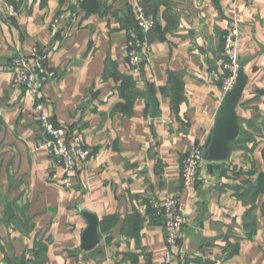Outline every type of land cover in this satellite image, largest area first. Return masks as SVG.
Returning <instances> with one entry per match:
<instances>
[{
	"label": "crops",
	"instance_id": "1",
	"mask_svg": "<svg viewBox=\"0 0 264 264\" xmlns=\"http://www.w3.org/2000/svg\"><path fill=\"white\" fill-rule=\"evenodd\" d=\"M0 13V264H159L165 223L148 201L172 195L185 215L173 264H264V0H11ZM85 4V7H84ZM142 5L155 21L139 70L129 29ZM62 14L74 23L55 26ZM235 23L247 86L240 134L221 167L204 161L185 189L182 161L204 148L225 96L212 72ZM51 53L58 73L38 100L12 87L13 59ZM159 103L151 119L148 98ZM91 151L67 176L43 147L36 102ZM9 207L13 215L9 214ZM99 222V244L82 248Z\"/></svg>",
	"mask_w": 264,
	"mask_h": 264
},
{
	"label": "built area",
	"instance_id": "2",
	"mask_svg": "<svg viewBox=\"0 0 264 264\" xmlns=\"http://www.w3.org/2000/svg\"><path fill=\"white\" fill-rule=\"evenodd\" d=\"M0 13L8 19H14L17 16L16 7L11 0H0ZM135 14V25L128 31L130 36L128 62L136 71L140 69L143 58L150 51L148 35L155 27V21L147 14L142 5H137ZM74 21L73 17L62 14L55 26L60 23L69 25ZM240 38L238 26L232 23L223 36L226 62L220 73L212 72L214 78L221 83L224 94L230 92L237 83L240 71ZM32 57L36 63L35 66L27 57L19 56L13 59L12 87L23 90L28 97L36 101L40 97L43 85L57 79L58 73L48 66L51 59L50 52L35 48ZM35 109L43 129V147L50 152L57 165L67 175L64 183L69 187L72 181L70 174L76 170L78 163L89 161L91 151L80 136H73L70 140H65L66 131L51 123L41 102H36ZM203 150L201 145L193 147L182 161V181L185 189L192 188L197 182L199 170L205 161ZM148 205L151 207L154 216H162L165 223V248L163 261L159 264H173L174 248L178 246L184 232L185 215L180 202L174 196L167 195L160 200L151 198ZM107 264L115 263L108 262Z\"/></svg>",
	"mask_w": 264,
	"mask_h": 264
},
{
	"label": "water",
	"instance_id": "3",
	"mask_svg": "<svg viewBox=\"0 0 264 264\" xmlns=\"http://www.w3.org/2000/svg\"><path fill=\"white\" fill-rule=\"evenodd\" d=\"M246 60L240 61V71L237 83L233 89L225 94L219 110L217 111L214 126L204 145L203 158L209 163V167H221L223 162H227L231 156L233 144L236 142L241 124L237 114V108L243 97L248 82V76L244 70ZM151 106V119L161 118L159 103L154 98H148ZM9 214L13 215L12 208L9 207ZM89 220V227L82 239V248L85 251L92 250L99 242V222L91 214H86Z\"/></svg>",
	"mask_w": 264,
	"mask_h": 264
},
{
	"label": "trees",
	"instance_id": "4",
	"mask_svg": "<svg viewBox=\"0 0 264 264\" xmlns=\"http://www.w3.org/2000/svg\"><path fill=\"white\" fill-rule=\"evenodd\" d=\"M84 7H85V4H84ZM135 25V24H134ZM264 155V154H263ZM260 185L258 186V188L256 189L257 192H264V173L261 174V177H260Z\"/></svg>",
	"mask_w": 264,
	"mask_h": 264
}]
</instances>
